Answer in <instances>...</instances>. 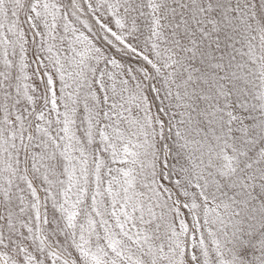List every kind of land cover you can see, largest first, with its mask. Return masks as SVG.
<instances>
[{
  "label": "snow or ice",
  "instance_id": "1",
  "mask_svg": "<svg viewBox=\"0 0 264 264\" xmlns=\"http://www.w3.org/2000/svg\"><path fill=\"white\" fill-rule=\"evenodd\" d=\"M0 264H264V0H0Z\"/></svg>",
  "mask_w": 264,
  "mask_h": 264
}]
</instances>
